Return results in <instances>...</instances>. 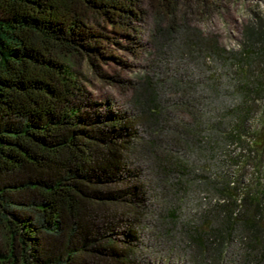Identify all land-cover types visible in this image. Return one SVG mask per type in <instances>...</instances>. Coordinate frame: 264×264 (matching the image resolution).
I'll use <instances>...</instances> for the list:
<instances>
[{
    "label": "trees",
    "instance_id": "obj_1",
    "mask_svg": "<svg viewBox=\"0 0 264 264\" xmlns=\"http://www.w3.org/2000/svg\"><path fill=\"white\" fill-rule=\"evenodd\" d=\"M205 7L151 4L174 73L128 80L102 73L123 63L100 28L128 32L140 0H0V264H264V13L226 51L187 20ZM69 55L124 105L92 99Z\"/></svg>",
    "mask_w": 264,
    "mask_h": 264
},
{
    "label": "rangeland",
    "instance_id": "obj_2",
    "mask_svg": "<svg viewBox=\"0 0 264 264\" xmlns=\"http://www.w3.org/2000/svg\"><path fill=\"white\" fill-rule=\"evenodd\" d=\"M156 2L157 0H140V19L130 21L128 23L129 31L126 33L118 32V27L115 30L110 25L101 24L100 31L112 37L118 43V45L107 46L108 49L113 51L123 65H126L123 66L112 60L105 63L99 62L102 73L128 80L145 75L155 77L165 76L166 74L173 75L176 66L175 60L168 58L166 61L170 62L167 63L164 57L159 58L156 56L157 51L151 40L156 24L151 4ZM205 2L206 7L204 10L187 11V20L192 26L202 30L204 34L216 36L220 46L226 51H237L239 49L243 25L250 15L258 9L264 13V0H205ZM131 28L135 30H131ZM67 60L92 99L97 101L109 99L114 101L117 107L124 105L131 94L130 92L96 76L87 62L79 56L69 55ZM219 63L223 62L219 61ZM217 67L222 68V65L219 64ZM176 72L177 74L187 72L192 76L197 74L195 68L185 67V65L178 68ZM181 118L184 119L183 116ZM247 179H249L248 175L244 177L243 182L245 183ZM190 193H193V191ZM204 205L205 202L200 196L189 195L184 199L181 213L184 217L189 218L190 215L196 212L199 213ZM6 240L5 230L0 229V248ZM152 246L154 250L161 251L158 256L160 258H166L171 252L167 246L161 247L158 242L153 243Z\"/></svg>",
    "mask_w": 264,
    "mask_h": 264
},
{
    "label": "built area",
    "instance_id": "obj_3",
    "mask_svg": "<svg viewBox=\"0 0 264 264\" xmlns=\"http://www.w3.org/2000/svg\"><path fill=\"white\" fill-rule=\"evenodd\" d=\"M214 202H215V199H212V200H211V203H214Z\"/></svg>",
    "mask_w": 264,
    "mask_h": 264
}]
</instances>
